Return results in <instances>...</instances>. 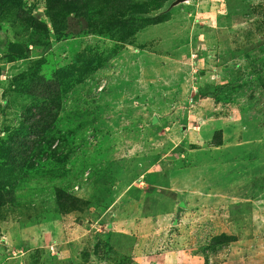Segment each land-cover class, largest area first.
<instances>
[{
  "label": "rangeland",
  "instance_id": "rangeland-1",
  "mask_svg": "<svg viewBox=\"0 0 264 264\" xmlns=\"http://www.w3.org/2000/svg\"><path fill=\"white\" fill-rule=\"evenodd\" d=\"M0 0V264H264V0Z\"/></svg>",
  "mask_w": 264,
  "mask_h": 264
},
{
  "label": "water",
  "instance_id": "water-1",
  "mask_svg": "<svg viewBox=\"0 0 264 264\" xmlns=\"http://www.w3.org/2000/svg\"><path fill=\"white\" fill-rule=\"evenodd\" d=\"M189 0H173L170 5H169V8L173 7V6H176L178 4H182V3H185V2H188Z\"/></svg>",
  "mask_w": 264,
  "mask_h": 264
}]
</instances>
